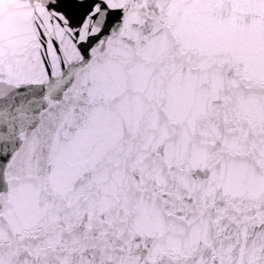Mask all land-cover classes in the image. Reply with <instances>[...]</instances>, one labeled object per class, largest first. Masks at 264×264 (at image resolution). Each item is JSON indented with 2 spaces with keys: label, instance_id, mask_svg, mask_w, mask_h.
I'll return each instance as SVG.
<instances>
[{
  "label": "snow or ice",
  "instance_id": "6c2138e0",
  "mask_svg": "<svg viewBox=\"0 0 264 264\" xmlns=\"http://www.w3.org/2000/svg\"><path fill=\"white\" fill-rule=\"evenodd\" d=\"M0 264H264V0H0Z\"/></svg>",
  "mask_w": 264,
  "mask_h": 264
}]
</instances>
